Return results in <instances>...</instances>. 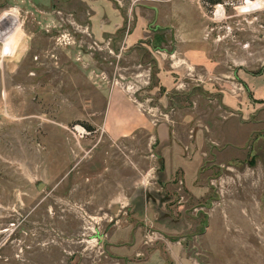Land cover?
I'll return each mask as SVG.
<instances>
[{
    "label": "rangeland",
    "instance_id": "1",
    "mask_svg": "<svg viewBox=\"0 0 264 264\" xmlns=\"http://www.w3.org/2000/svg\"><path fill=\"white\" fill-rule=\"evenodd\" d=\"M170 235L264 264V0H0V264Z\"/></svg>",
    "mask_w": 264,
    "mask_h": 264
},
{
    "label": "crops",
    "instance_id": "2",
    "mask_svg": "<svg viewBox=\"0 0 264 264\" xmlns=\"http://www.w3.org/2000/svg\"><path fill=\"white\" fill-rule=\"evenodd\" d=\"M187 53V52H186ZM185 52H182V56L184 61L187 62V64L192 61V58L190 55H187ZM190 54V53H189ZM193 55V54H191ZM181 59V58H180ZM114 115V111H113ZM140 122V121H139ZM119 127L116 129L118 132H122V136H127L128 131L127 130H135L137 128V124L132 127V129L129 127L132 124L130 122H122L120 121ZM129 127V128H128ZM167 128V127H166ZM168 129V128H167ZM125 132V133H124ZM163 160V159H162ZM182 172H183V179H184V184L186 186V189L190 192V194H194V188L196 185V173H198V167L199 163L195 158H186L184 157L181 161H178ZM196 170V173H195ZM188 174L192 175V183L191 185L186 181V177ZM165 243V245L160 244L155 246H149L150 249L149 251L145 254L144 251L142 250L143 247H137L138 250H136V246H132L131 244L128 246H123V247H117L119 248L117 253L119 258H128L129 256L136 254L135 257L130 258L129 264H197V261L193 258H189L185 256V251L184 248L181 246L180 242H172L171 239L175 238L174 235H170ZM125 247V248H124ZM148 247V245H147ZM144 255V258L139 257L138 255Z\"/></svg>",
    "mask_w": 264,
    "mask_h": 264
},
{
    "label": "water",
    "instance_id": "3",
    "mask_svg": "<svg viewBox=\"0 0 264 264\" xmlns=\"http://www.w3.org/2000/svg\"><path fill=\"white\" fill-rule=\"evenodd\" d=\"M41 185H38V189H40Z\"/></svg>",
    "mask_w": 264,
    "mask_h": 264
},
{
    "label": "trees",
    "instance_id": "4",
    "mask_svg": "<svg viewBox=\"0 0 264 264\" xmlns=\"http://www.w3.org/2000/svg\"><path fill=\"white\" fill-rule=\"evenodd\" d=\"M213 1H216V0H213Z\"/></svg>",
    "mask_w": 264,
    "mask_h": 264
}]
</instances>
